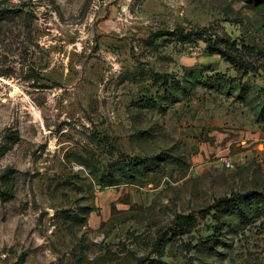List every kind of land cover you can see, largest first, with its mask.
<instances>
[{
    "label": "rangeland",
    "instance_id": "1",
    "mask_svg": "<svg viewBox=\"0 0 264 264\" xmlns=\"http://www.w3.org/2000/svg\"><path fill=\"white\" fill-rule=\"evenodd\" d=\"M0 264H264V0H0Z\"/></svg>",
    "mask_w": 264,
    "mask_h": 264
},
{
    "label": "trees",
    "instance_id": "2",
    "mask_svg": "<svg viewBox=\"0 0 264 264\" xmlns=\"http://www.w3.org/2000/svg\"><path fill=\"white\" fill-rule=\"evenodd\" d=\"M175 32L179 36V38H180V40L182 42H186V41L190 40V38H192V37H200V36H205L206 35V32L204 30H202V29H200V30H198V29L197 30H189L188 32H185L184 30L178 28V29H176ZM213 50L221 52L220 49H217L215 47H213ZM225 206H226V203H225ZM213 218L215 219L216 225H217L218 224L217 223L218 222L217 217L215 215H213ZM176 223H178V224H187L188 227L189 226L191 227V225L194 223V220L190 216H184V217L178 216L176 218ZM188 227L185 229L184 232L173 233V236L175 234L178 235V234L188 233L189 232ZM218 232H219V230H217V227H216V231H215L214 237L217 236ZM159 240H160V246L163 247L168 242H170L172 239L171 238L168 239L167 235L165 234V235H162Z\"/></svg>",
    "mask_w": 264,
    "mask_h": 264
},
{
    "label": "built area",
    "instance_id": "3",
    "mask_svg": "<svg viewBox=\"0 0 264 264\" xmlns=\"http://www.w3.org/2000/svg\"><path fill=\"white\" fill-rule=\"evenodd\" d=\"M221 161H222L226 166H229V163H228V162H225L224 158H222Z\"/></svg>",
    "mask_w": 264,
    "mask_h": 264
}]
</instances>
